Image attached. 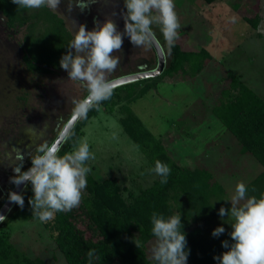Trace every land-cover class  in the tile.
<instances>
[{
  "label": "rangeland",
  "instance_id": "rangeland-1",
  "mask_svg": "<svg viewBox=\"0 0 264 264\" xmlns=\"http://www.w3.org/2000/svg\"><path fill=\"white\" fill-rule=\"evenodd\" d=\"M68 3L61 0L58 9H50L65 21L73 38L80 25L91 31L96 20L103 24L106 18L124 32V0H96L84 11L72 0L71 12ZM174 4L181 25L175 43L188 52L206 50L212 59L197 77L188 81L181 76L168 78L131 108L154 135L162 137L182 166L209 169L227 190L230 202L236 184H248L262 166L251 156L240 155L236 140L217 120L214 109L234 74L264 100V0H174ZM246 17L259 18V26L254 29ZM24 31L9 30L5 19L0 20V207L15 187L10 182L13 168L21 162L22 171L30 167L36 148L51 144L73 115L72 101L88 95L85 86L68 80L62 68L49 75L29 72L23 61ZM153 31L165 52L169 51L160 27L153 25ZM111 55L119 56L120 63L109 80L157 67L153 47L134 46L127 36H123L122 49ZM84 141L95 157L86 166L97 178H116L122 190L136 183L147 186L157 178L115 114L102 110L85 128L80 142ZM74 211L79 214L80 205ZM30 213L3 226L11 242L45 264H67L43 223L29 219ZM155 242L148 244L150 258Z\"/></svg>",
  "mask_w": 264,
  "mask_h": 264
},
{
  "label": "trees",
  "instance_id": "trees-1",
  "mask_svg": "<svg viewBox=\"0 0 264 264\" xmlns=\"http://www.w3.org/2000/svg\"><path fill=\"white\" fill-rule=\"evenodd\" d=\"M204 1L214 3L216 0ZM0 14L9 30H25L23 61L29 72L49 75L61 69L60 59L73 38L61 17L47 6L18 9L11 0H0ZM256 18L246 17L254 29L260 23ZM156 38L162 45L161 38ZM168 49L165 52L166 68L160 76L115 88L112 97L101 103L99 111L93 108L87 119L77 121L72 140L63 143L59 151L61 156L72 151L74 143L78 144L85 136L90 121L104 110L116 115L149 170L155 168L157 160L171 169L168 182L161 184V177L156 174L157 178L147 186L136 183L122 190L116 178L99 179L88 173L79 214L74 209L57 212L54 219L43 223L67 264H89V249H95L99 255L93 264H157L148 256V244L156 240L151 231L153 212L165 218L181 214L182 231L189 250L187 264H218L214 257L229 250L222 247V241L234 243L229 235L234 218L230 214L225 217L218 214L221 207L231 208L225 187L206 167L190 169L182 166L173 158L162 137L154 135L132 111V104L156 90L166 79L181 76L182 81H188L195 78L212 59L206 50L188 52L177 43ZM219 102L214 115L236 140L240 155H249L262 166L259 175L246 184L247 195L259 199L264 196V100L243 82L240 75L234 74ZM22 195L24 207L21 209L15 204L17 207L14 206L16 208L0 225V264H45L40 258H30L19 250L3 230V226H8L28 210H31L29 219L39 220L32 216L28 203L34 195L30 184ZM81 219L84 220L82 224ZM220 226L225 232L213 237V230ZM134 240L140 241L139 248Z\"/></svg>",
  "mask_w": 264,
  "mask_h": 264
},
{
  "label": "clouds",
  "instance_id": "clouds-1",
  "mask_svg": "<svg viewBox=\"0 0 264 264\" xmlns=\"http://www.w3.org/2000/svg\"><path fill=\"white\" fill-rule=\"evenodd\" d=\"M18 5V9H38L47 6L58 9L61 0H11ZM96 0L83 3L76 0L75 7L81 11L90 9ZM121 13L124 19V32L117 29L111 18H106L101 24L95 21V27L87 31L80 25L68 51L60 59V67L68 73V80L81 82L88 95L83 100H73V120L87 119V114L95 108L100 110L101 103L109 100L113 95V85L108 76L114 73L120 63L119 56L111 55L120 51L123 36L130 38L131 43L139 48L151 47L156 41L153 25L160 27L164 41L171 48L178 39L181 25L175 11L174 0H124ZM73 10L72 0H69L68 11ZM156 14H153V13ZM3 20V17H0ZM235 22V18H233ZM74 50V51H73ZM74 136L71 127L66 126L60 133V140L51 144L43 143L36 148L32 155L31 167L22 171L23 162L13 168L15 175L10 182L17 187L31 185L33 197L28 203L32 209V216L46 223L54 219L57 212L71 211L79 207L83 191L87 187V174L91 168L86 162L94 159L89 144L84 141L73 145V150L59 155V143H67ZM161 177V184L168 182L171 169L157 160L152 170ZM245 183L239 182L231 197V208L219 209V216L231 215L234 223L229 234L231 245L227 240L222 241V247L229 249L221 256L214 257L218 264H264V196L257 199L247 195ZM9 202L24 207V197L17 192H9ZM6 217L0 215V222ZM152 235L156 238L152 248V258L157 264H187L189 250L186 235L182 231L181 214L165 218L162 214L153 212L151 216ZM225 232L220 226L213 230L212 236L219 237ZM137 248L141 246L139 240H134ZM89 264L99 259L95 249L87 252Z\"/></svg>",
  "mask_w": 264,
  "mask_h": 264
},
{
  "label": "water",
  "instance_id": "water-1",
  "mask_svg": "<svg viewBox=\"0 0 264 264\" xmlns=\"http://www.w3.org/2000/svg\"><path fill=\"white\" fill-rule=\"evenodd\" d=\"M152 47L155 50V53H156V56H157V67L155 69H153V70H150V71L139 72V73H135V74L123 76V77L118 78V79L111 80L112 85H113V89H115L117 87H120V86H123V85H126V84L133 83V82H137V81H141V80H145V79H149V78H156V77L160 76L164 72V70L166 68V55H165L164 48L160 44V42L158 41L157 38H156V41L153 43ZM72 116L68 120V122L65 124L64 128L66 126H68V127H71L73 129V127L75 126V124L77 123L78 120H73ZM60 133L55 138L54 141H59L60 140ZM62 145H63V143H59L58 147L61 148ZM24 189H25V185H23V184L20 185L19 187H17L15 185L14 189L12 190V192H17L18 194H22ZM14 206H15V204L14 203H10L9 199L7 198L5 203L0 208V215H3V216H5L7 218L10 215V213H11L12 209L14 208ZM3 222H0V225Z\"/></svg>",
  "mask_w": 264,
  "mask_h": 264
},
{
  "label": "flooded vegetation",
  "instance_id": "flooded-vegetation-1",
  "mask_svg": "<svg viewBox=\"0 0 264 264\" xmlns=\"http://www.w3.org/2000/svg\"><path fill=\"white\" fill-rule=\"evenodd\" d=\"M83 3H87V2H83ZM1 207H2V206H1ZM1 207H0V208H1Z\"/></svg>",
  "mask_w": 264,
  "mask_h": 264
}]
</instances>
